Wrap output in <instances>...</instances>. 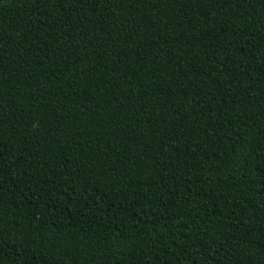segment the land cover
<instances>
[{
	"label": "trees",
	"instance_id": "16d2710c",
	"mask_svg": "<svg viewBox=\"0 0 264 264\" xmlns=\"http://www.w3.org/2000/svg\"><path fill=\"white\" fill-rule=\"evenodd\" d=\"M0 264H264V0H0Z\"/></svg>",
	"mask_w": 264,
	"mask_h": 264
}]
</instances>
